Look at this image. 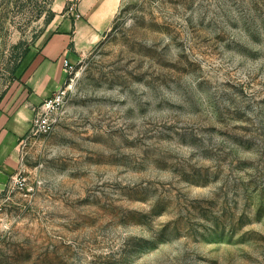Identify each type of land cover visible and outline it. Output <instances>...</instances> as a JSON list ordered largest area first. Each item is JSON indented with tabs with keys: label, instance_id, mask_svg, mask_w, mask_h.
<instances>
[{
	"label": "rangeland",
	"instance_id": "374dc122",
	"mask_svg": "<svg viewBox=\"0 0 264 264\" xmlns=\"http://www.w3.org/2000/svg\"><path fill=\"white\" fill-rule=\"evenodd\" d=\"M76 4L0 0V104ZM105 35L23 138L0 264H264V0H122Z\"/></svg>",
	"mask_w": 264,
	"mask_h": 264
},
{
	"label": "crops",
	"instance_id": "0c3cea01",
	"mask_svg": "<svg viewBox=\"0 0 264 264\" xmlns=\"http://www.w3.org/2000/svg\"><path fill=\"white\" fill-rule=\"evenodd\" d=\"M121 1L77 0L78 19L63 16L53 36L36 46L22 78L1 102L0 196L18 169L19 147L32 128L36 111L65 85L64 61L78 64L106 36Z\"/></svg>",
	"mask_w": 264,
	"mask_h": 264
},
{
	"label": "built area",
	"instance_id": "2783aa9c",
	"mask_svg": "<svg viewBox=\"0 0 264 264\" xmlns=\"http://www.w3.org/2000/svg\"><path fill=\"white\" fill-rule=\"evenodd\" d=\"M74 67L68 60L64 61V70L66 73H70ZM64 92L62 88L49 100L43 102L40 108L37 110L35 118L33 120L32 128L30 133L33 135L37 134H48L52 132L57 122L55 113L59 106L63 103ZM26 178L19 172L16 176L12 177L10 187L24 189ZM1 200H0V212H1Z\"/></svg>",
	"mask_w": 264,
	"mask_h": 264
}]
</instances>
